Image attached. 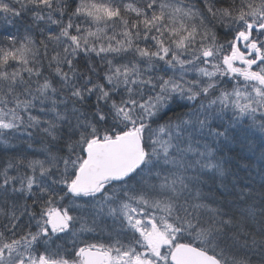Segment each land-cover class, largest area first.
Instances as JSON below:
<instances>
[{"label": "snow or ice", "instance_id": "obj_1", "mask_svg": "<svg viewBox=\"0 0 264 264\" xmlns=\"http://www.w3.org/2000/svg\"><path fill=\"white\" fill-rule=\"evenodd\" d=\"M0 264H264V0H0Z\"/></svg>", "mask_w": 264, "mask_h": 264}]
</instances>
